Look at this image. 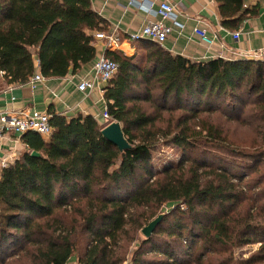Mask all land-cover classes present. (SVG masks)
<instances>
[{
    "label": "trees",
    "instance_id": "trees-1",
    "mask_svg": "<svg viewBox=\"0 0 264 264\" xmlns=\"http://www.w3.org/2000/svg\"><path fill=\"white\" fill-rule=\"evenodd\" d=\"M214 1L228 30L257 15L246 0ZM105 26L90 0H0V90L76 74ZM133 44L130 57L105 52L118 66L102 88L107 121L51 108L48 140L18 137L23 151L0 171V264H225L220 255L258 240L264 149L239 150L213 119L257 125L264 141V61L192 62ZM111 122L130 145L122 153L101 135ZM159 146L179 161L158 168ZM259 165L256 198L242 185ZM164 208L151 237L139 234Z\"/></svg>",
    "mask_w": 264,
    "mask_h": 264
},
{
    "label": "crops",
    "instance_id": "crops-1",
    "mask_svg": "<svg viewBox=\"0 0 264 264\" xmlns=\"http://www.w3.org/2000/svg\"><path fill=\"white\" fill-rule=\"evenodd\" d=\"M162 2L175 6L176 22L182 26L178 28L167 23L171 33L161 47L173 55L192 62H206L216 58L239 60L254 59L253 54L264 49V0H246V4L257 6V15L245 19L236 30H228L222 26L214 0H90L92 10L105 21L106 26L101 31L111 32L115 29L122 37L119 49L110 52L132 56L135 44L129 41L128 35L139 33L148 22L155 21L153 11ZM149 6L151 12L147 10ZM196 28L206 30L213 43L208 45L202 42L193 32ZM235 32H239L237 40L231 36ZM94 42L96 62L106 51L101 47V42L95 39ZM94 63L62 79H43L34 88L29 84L2 88L0 114L32 110L48 112L52 108L68 119L78 114L91 115L98 123H104L102 113L105 111V103L100 92L103 85L96 86L86 94L77 89L81 81L93 77ZM23 149L18 137L6 136L0 141V163L6 161L10 164ZM73 263L77 264L76 256L71 259V264Z\"/></svg>",
    "mask_w": 264,
    "mask_h": 264
},
{
    "label": "built area",
    "instance_id": "built-area-1",
    "mask_svg": "<svg viewBox=\"0 0 264 264\" xmlns=\"http://www.w3.org/2000/svg\"><path fill=\"white\" fill-rule=\"evenodd\" d=\"M249 1L253 2L254 0ZM147 10L151 12V6ZM175 10V6L170 5L168 2L160 3L157 9L153 11L156 20L148 22L139 33L129 34V41L134 43L143 40L162 46L171 33V28L167 25L168 22L178 28H182L176 22ZM193 32L205 44L211 45L213 43V40L207 36L206 30L196 28ZM231 36L234 40H237L239 38V32L232 33ZM93 37L95 40L101 42V47L104 51H116L122 42L121 35L115 29L111 32H96L93 34ZM253 58L264 61V49L255 52ZM117 69V64L108 59L105 53H102L93 65V77L81 81L77 86L78 91L86 94L90 93L98 85H106L114 77ZM42 80L43 78L40 74L36 73L29 80L28 84L31 88H34ZM100 92L103 93L102 89ZM49 119L50 116L46 112H38L35 110L19 112L17 114L2 113L0 114V141L5 139L6 136L20 137L28 132L39 134L44 140H48L51 134ZM102 119L103 122L109 119L106 111L102 113ZM8 166L9 163L6 161L0 163L1 169H5Z\"/></svg>",
    "mask_w": 264,
    "mask_h": 264
},
{
    "label": "rangeland",
    "instance_id": "rangeland-1",
    "mask_svg": "<svg viewBox=\"0 0 264 264\" xmlns=\"http://www.w3.org/2000/svg\"><path fill=\"white\" fill-rule=\"evenodd\" d=\"M213 122L216 125H223L222 128L227 132L230 140L238 146L241 151H249L254 149V152H260L264 149V141L262 138V130H259L257 125H245L242 123H231L225 121L221 117H215ZM154 162L158 168L168 166L171 163H177L181 157V151L176 147L159 146L154 152ZM2 169L0 168V171ZM262 166L259 165L254 174L244 184H248L251 187V194L258 198V190L262 185L256 188L255 182H261L260 175L262 174ZM251 180V181H250ZM246 189V188H244ZM254 193V194H253ZM262 213L258 214V221L264 218V201L260 203ZM168 209L164 208L160 214L167 213ZM140 234V232H139ZM258 240L254 244L246 245L236 249H232L231 252H227L225 255H220V258H226L225 264L229 261L227 258L230 256L231 260L229 264H264V225L257 230ZM75 257V256H74ZM217 257L216 260L219 258ZM71 264V261L70 263ZM74 264V263H73Z\"/></svg>",
    "mask_w": 264,
    "mask_h": 264
},
{
    "label": "water",
    "instance_id": "water-1",
    "mask_svg": "<svg viewBox=\"0 0 264 264\" xmlns=\"http://www.w3.org/2000/svg\"><path fill=\"white\" fill-rule=\"evenodd\" d=\"M101 135L108 142L117 147L118 151L122 153L130 148L127 140L124 138L121 127L116 122H111L101 130ZM32 156H38L37 153L32 152ZM165 214H159L155 219L148 223L142 230L141 235L148 239L151 237L152 233L161 223Z\"/></svg>",
    "mask_w": 264,
    "mask_h": 264
}]
</instances>
